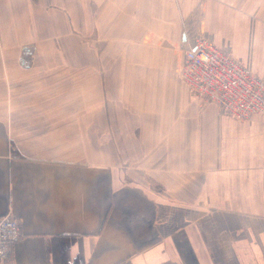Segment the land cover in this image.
Masks as SVG:
<instances>
[{
    "label": "crops",
    "instance_id": "1",
    "mask_svg": "<svg viewBox=\"0 0 264 264\" xmlns=\"http://www.w3.org/2000/svg\"><path fill=\"white\" fill-rule=\"evenodd\" d=\"M93 5L0 0L11 263L264 264V115L236 120L180 77L196 34L264 77V0H95L121 46L99 68L69 58ZM127 18L139 45L118 39ZM94 101L115 151L93 147Z\"/></svg>",
    "mask_w": 264,
    "mask_h": 264
},
{
    "label": "built area",
    "instance_id": "2",
    "mask_svg": "<svg viewBox=\"0 0 264 264\" xmlns=\"http://www.w3.org/2000/svg\"><path fill=\"white\" fill-rule=\"evenodd\" d=\"M180 76L196 97L236 120L264 115V77L201 34L183 47ZM19 237L18 221L10 215L0 216V264H12L10 249Z\"/></svg>",
    "mask_w": 264,
    "mask_h": 264
},
{
    "label": "rangeland",
    "instance_id": "3",
    "mask_svg": "<svg viewBox=\"0 0 264 264\" xmlns=\"http://www.w3.org/2000/svg\"><path fill=\"white\" fill-rule=\"evenodd\" d=\"M93 5V16L92 22L89 23V28L87 27V31H82V36L78 38L77 46L78 51L75 55H70V60L84 63V62H92L94 67L100 66L102 63L116 61L117 57V48L121 46L116 44V35L113 33L118 32L114 27H118L114 23H104L101 19V15L99 12V8L95 5V0H92ZM112 24H113V32L112 31ZM120 24V23H119ZM135 25L137 23L132 22L127 18L126 21L123 22L122 27H119L121 30V37L118 38L120 41H124L127 45L128 43H137L139 45L141 39L139 38V31L136 30ZM113 35V36H111ZM135 35V36H134ZM119 41V42H120ZM122 42L120 45H123ZM24 57H28L29 54H23ZM181 77V76H180ZM182 81V79H181ZM183 82V81H182ZM184 83V82H183ZM95 96V95H94ZM82 103L78 102L77 106L80 108ZM100 102L96 103L93 102V110H92V118L89 121H92V139L94 143V149L100 152L101 144L100 141L104 139L109 140V149L115 151L114 144L112 142V133L105 132L102 130V127L105 126L104 119L102 118V109H101ZM104 106V103H103ZM88 120V119H87ZM89 123V122H88ZM87 123V124H88Z\"/></svg>",
    "mask_w": 264,
    "mask_h": 264
}]
</instances>
